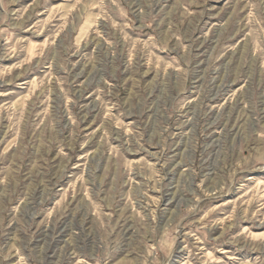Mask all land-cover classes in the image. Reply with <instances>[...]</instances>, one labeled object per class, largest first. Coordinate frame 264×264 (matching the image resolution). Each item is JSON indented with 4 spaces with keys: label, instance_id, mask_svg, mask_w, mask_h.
I'll return each instance as SVG.
<instances>
[{
    "label": "rangeland",
    "instance_id": "374dc122",
    "mask_svg": "<svg viewBox=\"0 0 264 264\" xmlns=\"http://www.w3.org/2000/svg\"><path fill=\"white\" fill-rule=\"evenodd\" d=\"M0 264H264V0H0Z\"/></svg>",
    "mask_w": 264,
    "mask_h": 264
},
{
    "label": "bare ground",
    "instance_id": "6f19581e",
    "mask_svg": "<svg viewBox=\"0 0 264 264\" xmlns=\"http://www.w3.org/2000/svg\"><path fill=\"white\" fill-rule=\"evenodd\" d=\"M41 195V194H40ZM30 206V205H29ZM69 226V225H68ZM76 226V225H75ZM48 242V241H47Z\"/></svg>",
    "mask_w": 264,
    "mask_h": 264
}]
</instances>
